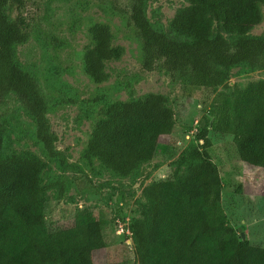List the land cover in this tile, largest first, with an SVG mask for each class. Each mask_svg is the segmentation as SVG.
<instances>
[{
  "label": "trees",
  "instance_id": "obj_1",
  "mask_svg": "<svg viewBox=\"0 0 264 264\" xmlns=\"http://www.w3.org/2000/svg\"><path fill=\"white\" fill-rule=\"evenodd\" d=\"M28 1L0 0V101L10 93L17 95L35 121L36 139L46 156L64 166L47 116V97L16 61L17 46L29 38L21 13ZM97 1L128 16L141 41L146 70H163L213 95L197 133L200 147L188 150L193 161L181 174L153 181L142 191L147 207L129 225L139 263L264 264V247L242 239L240 228L227 218L224 185L211 158L209 137L210 130L233 136L240 159L264 168V79L218 90L229 85L235 66L264 68V36L250 34L263 20L264 0H188L170 24L184 40L151 23L147 0ZM9 5L19 11L15 19L6 14ZM90 31L94 44L85 51L84 70L102 83L109 77L106 62L120 60L125 48L113 44L107 24L96 23ZM168 102L167 96L151 92L109 104L84 158L90 164L98 160L121 177L135 176L143 164L163 155L161 137L175 125ZM47 167V160L34 153L0 154V264H95V251L106 247V220L83 207L70 224H51L45 192L57 188L61 197L65 184L61 177L44 183Z\"/></svg>",
  "mask_w": 264,
  "mask_h": 264
},
{
  "label": "rangeland",
  "instance_id": "obj_2",
  "mask_svg": "<svg viewBox=\"0 0 264 264\" xmlns=\"http://www.w3.org/2000/svg\"><path fill=\"white\" fill-rule=\"evenodd\" d=\"M146 13L159 30L178 40L185 37L170 26L177 9L188 0H147ZM264 15V4H261ZM29 33L27 42L17 46L16 61L39 82L48 100L51 131L66 164L49 159L36 139V124L14 93L0 101V154L30 152L47 160L42 176L48 184L61 177L64 194L57 188L45 192L50 203L51 224H70L79 208H92L106 220V247L95 251V264H140L129 225L141 218L147 207L143 189L153 181L181 174L193 161L188 151L200 147L197 133L202 116L209 112L212 94L187 84L169 73L143 67V51L136 29L127 15L97 0H30L21 10ZM15 19V5L6 8ZM110 26L113 44L123 46L120 60L106 62L108 79L96 83L84 70V54L93 46L91 27ZM224 34V32H223ZM251 35L264 36V17ZM228 90L264 79V68L239 65L232 68ZM167 96L175 113L171 133L161 137L163 155L143 164L135 176L121 177L98 160L90 164L84 150L103 109L116 101L137 99L148 93ZM210 154L219 167L224 185L222 204L229 222L241 228L253 245L264 247V168L240 159L233 136L210 130ZM203 142V140H201ZM192 146V147H191Z\"/></svg>",
  "mask_w": 264,
  "mask_h": 264
},
{
  "label": "water",
  "instance_id": "obj_3",
  "mask_svg": "<svg viewBox=\"0 0 264 264\" xmlns=\"http://www.w3.org/2000/svg\"><path fill=\"white\" fill-rule=\"evenodd\" d=\"M240 230H241V236H242V239H246V235H245V233H244V231H242V229L240 228Z\"/></svg>",
  "mask_w": 264,
  "mask_h": 264
}]
</instances>
